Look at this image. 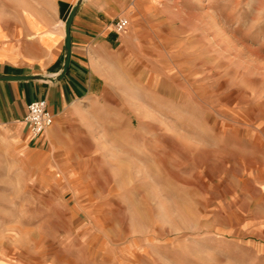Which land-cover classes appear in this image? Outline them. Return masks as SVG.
Returning <instances> with one entry per match:
<instances>
[{"label":"rangeland","instance_id":"374dc122","mask_svg":"<svg viewBox=\"0 0 264 264\" xmlns=\"http://www.w3.org/2000/svg\"><path fill=\"white\" fill-rule=\"evenodd\" d=\"M60 1L128 25L57 138L0 126V264H264V0Z\"/></svg>","mask_w":264,"mask_h":264},{"label":"crops","instance_id":"0c3cea01","mask_svg":"<svg viewBox=\"0 0 264 264\" xmlns=\"http://www.w3.org/2000/svg\"><path fill=\"white\" fill-rule=\"evenodd\" d=\"M56 7V15L51 18L39 9L32 12L25 8L16 12L22 16L18 20L9 16L14 14L13 9H0V76L33 77L0 78V126L21 123L27 137V105L45 98L54 116L48 133L50 138H57L58 132L63 131L61 113L75 97L90 90L98 65L120 39L100 10L81 6L71 26L69 67L60 78L65 58V23L71 9L60 0Z\"/></svg>","mask_w":264,"mask_h":264},{"label":"built area","instance_id":"2783aa9c","mask_svg":"<svg viewBox=\"0 0 264 264\" xmlns=\"http://www.w3.org/2000/svg\"><path fill=\"white\" fill-rule=\"evenodd\" d=\"M128 25V19L125 17L118 18L114 24V30L121 32ZM24 121L29 127L33 136H40L50 127L54 121L53 114L48 109V102L45 98H39L31 101L27 105V112Z\"/></svg>","mask_w":264,"mask_h":264},{"label":"water","instance_id":"95a60500","mask_svg":"<svg viewBox=\"0 0 264 264\" xmlns=\"http://www.w3.org/2000/svg\"><path fill=\"white\" fill-rule=\"evenodd\" d=\"M79 3H77L72 9L71 12L66 20L65 23V58L63 63V69L60 74V78H63L66 74L71 57V26L73 19L78 11ZM2 79H15V80H22V79H30L33 78L32 76H0Z\"/></svg>","mask_w":264,"mask_h":264}]
</instances>
